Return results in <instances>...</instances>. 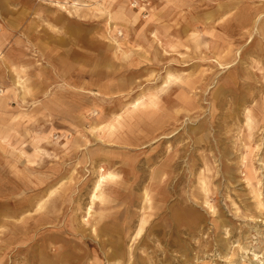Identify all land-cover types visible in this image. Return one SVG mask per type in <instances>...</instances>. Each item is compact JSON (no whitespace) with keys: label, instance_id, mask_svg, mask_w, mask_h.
I'll return each instance as SVG.
<instances>
[{"label":"rangeland","instance_id":"rangeland-1","mask_svg":"<svg viewBox=\"0 0 264 264\" xmlns=\"http://www.w3.org/2000/svg\"><path fill=\"white\" fill-rule=\"evenodd\" d=\"M245 1L249 29L191 60L150 38L151 0H0V264H264V0ZM105 148L134 165L110 154L125 181L99 195Z\"/></svg>","mask_w":264,"mask_h":264},{"label":"crops","instance_id":"crops-1","mask_svg":"<svg viewBox=\"0 0 264 264\" xmlns=\"http://www.w3.org/2000/svg\"><path fill=\"white\" fill-rule=\"evenodd\" d=\"M153 1V11H152V19L151 23H147L149 25V29L151 28V32H149L150 38L161 40L164 37H175L177 43L175 46L184 49L181 52H176L179 56L183 58H198L200 55H203L206 52L197 53L198 49H208L213 47L214 49L218 46V39L223 37V31L227 29L237 27L239 28V24L247 25L251 24L253 19L258 18L259 13L256 14L249 10L248 3L245 0H151ZM128 13L131 11L128 9ZM253 13V14H252ZM241 20V22H240ZM135 21H137L135 19ZM139 22V23H138ZM137 25L142 23V20L139 19ZM225 23H227L225 25ZM229 23V24H228ZM248 24V25H249ZM245 26L243 29L248 30L249 27ZM165 31L171 32L172 34H165ZM118 42V41H115ZM153 42H156L153 40ZM56 45L59 44V41H55ZM48 44V43H47ZM55 45V44H54ZM205 45V46H204ZM46 46V45H45ZM51 46L50 44L44 49L42 48V52L45 53L46 57H51V53L47 50ZM120 46V45H118ZM187 50H190L187 52ZM166 51V50H164ZM217 51L215 55H217ZM221 57V56H220ZM222 58V57H221ZM59 65V63H58ZM92 64L89 62H83L82 65L78 66V73H85L86 76L91 78V75L99 76L101 71L98 67L91 69ZM129 70H136L130 69ZM93 74H92V72ZM84 76V75H83ZM179 78L178 75L170 74L169 78ZM166 83H170L168 80ZM170 81V82H169ZM116 129V125L113 123L109 125L110 131ZM123 143H120L118 146H123ZM126 145V144H125ZM103 155L105 157L104 163L101 164L102 167L100 169L101 173L99 175L98 180L102 175H108V173H112L115 176L107 177L105 181L101 184V191L98 193L99 195H104L103 187L105 183L108 182H122L125 181L123 176V172H117L115 168H113L117 164H112V159L110 158V154L115 153L116 157L120 159V161L125 162V169H130L132 171L133 162H128V160L124 159L125 155H128L127 152L122 149L112 150V149H103ZM125 152V154H123ZM102 155V152H101ZM98 156H100L98 154ZM110 160L108 162V160ZM122 164V163H120ZM132 174V172H131ZM138 175L135 176V178ZM154 176H157L154 173ZM118 179L117 181H114ZM97 180V182H98ZM114 181V182H113ZM96 182V183H97ZM108 183V184H112ZM130 186V184H129ZM97 194V195H98ZM42 203L40 202L36 205V215L42 216ZM1 220V217H0ZM41 225L49 226L48 221L42 217Z\"/></svg>","mask_w":264,"mask_h":264},{"label":"bare ground","instance_id":"bare-ground-1","mask_svg":"<svg viewBox=\"0 0 264 264\" xmlns=\"http://www.w3.org/2000/svg\"><path fill=\"white\" fill-rule=\"evenodd\" d=\"M257 28V27H256ZM21 80V79H20ZM168 80H171L172 81V78L170 77ZM170 82V81H169ZM168 83V82H167ZM165 89V88H164ZM163 89V90H164ZM107 177H110V175H108ZM103 180H104V178H102L101 180H99V183H98V188H100L101 187V184H102V182H103ZM178 217V216H177ZM140 231H142V230H140Z\"/></svg>","mask_w":264,"mask_h":264}]
</instances>
